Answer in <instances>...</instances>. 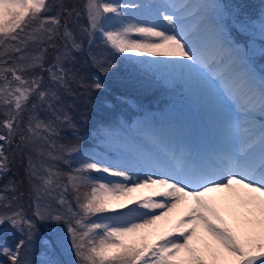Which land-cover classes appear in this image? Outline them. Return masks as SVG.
<instances>
[{"label": "snow or ice", "instance_id": "1", "mask_svg": "<svg viewBox=\"0 0 264 264\" xmlns=\"http://www.w3.org/2000/svg\"><path fill=\"white\" fill-rule=\"evenodd\" d=\"M173 7L166 2L138 5L85 0L83 12L88 27L83 32L89 38L99 32L106 45L118 54L147 53L174 58V68L187 69L205 84L215 83L227 99L236 101L243 96L253 107L258 102L264 111V85L257 99L246 76L229 74L216 56L206 55L204 45L186 32L183 18L167 11ZM141 8L155 10L163 23L120 20L116 27L107 26L110 15L119 19L124 16L123 10ZM73 15L80 17L81 11L66 0H0V109L4 116L0 120V129L4 130L0 179L10 171V164L19 153L21 161H27L24 171L35 217V221L28 218L19 205L13 207V202L24 196L23 192L17 195L21 182L9 181L4 185L0 190V227L7 224L22 238L14 248L0 244V254L7 256L11 264H27L21 253L36 238L39 221L65 225L75 264H264V135L258 152L249 148L210 166L173 157L170 163L161 164L166 170L157 178L148 175L135 182L127 168L92 158L66 174L47 163L63 159L53 151L56 145L51 137L58 135L55 122H67L74 127L64 111L65 97L75 92L72 85L94 90L105 87L98 75L90 84H84V78L66 66L74 65L73 50H82L68 27ZM226 43L217 26L216 47L223 51ZM93 62L105 75L112 67L107 58L93 57ZM44 73L50 84H45ZM30 100L32 110L27 108ZM38 103L52 111L54 121L37 119L34 111ZM41 141L47 142V148ZM60 151L72 154L78 149L60 145ZM93 171L118 177L122 182L93 178L89 175ZM64 175L67 183L61 182ZM139 188L153 189L159 199L146 196L130 201L133 207L120 201V197ZM9 191L10 197L4 195ZM69 191L77 210L66 199ZM50 197L64 211L54 209L51 203H42ZM237 205L242 212H237ZM181 207L183 210L172 227L158 241L148 242L143 230ZM119 209L126 212L114 217L112 223L92 221L93 217ZM226 215L236 221L235 227ZM44 244L46 250L55 254L61 244L59 231H54ZM42 264L61 261L47 259Z\"/></svg>", "mask_w": 264, "mask_h": 264}, {"label": "rangeland", "instance_id": "2", "mask_svg": "<svg viewBox=\"0 0 264 264\" xmlns=\"http://www.w3.org/2000/svg\"><path fill=\"white\" fill-rule=\"evenodd\" d=\"M197 1L199 0H187L188 4L190 3V5L192 6H195V4H197ZM202 1H205L206 4L200 6V8L205 11H209L213 6H216L214 5L212 0ZM227 1L231 5H235L237 8L242 4V1L239 4H237L234 0ZM254 1H256L257 4L259 3L258 0ZM49 2L51 3L53 2V0H50ZM66 2L74 5L78 10L81 11L80 17H76L75 15H73L72 21L68 25V27L73 32L76 42L82 45L81 51L73 50L72 52V55L75 57L74 65L72 64L71 66H66L73 68L74 71L78 73H82L81 77L84 78V84L88 83V70H90L92 74V76H90V79L98 75L100 81L104 85L106 83L108 85V89L105 85L102 90L92 89L90 91L92 101V104H90V106H93V110L108 117L109 120L111 116L114 118L115 113L113 114V111L117 113L119 111H125L128 112L130 116L132 114V116L136 117V115L138 116V112L141 108L151 106L145 105L143 103L137 105L133 103V101H130V99L128 102L127 99L122 95L123 93L116 90L114 84L118 87L120 86L123 89L129 90L131 98H136L147 102L151 101V99L153 98L156 99V102L158 100H164L165 98L174 97V95H176L180 99L178 94H181V98L187 103L195 104L201 107L209 106L214 108L213 112L211 109H209V111L212 112V123L215 128H217L221 132V134L226 137L227 140L230 139L231 143H235L238 140L242 142L245 135L240 132L241 129L239 131V138L237 137L232 139V135L236 134V131L233 129L234 124H232L230 113H225V109H219L224 106V104L223 102H221L223 98L216 91L217 85L215 83H207L212 88L211 90L213 92H210L205 87V85L207 84L203 83L196 76L188 77L184 72L178 70L177 68H174L171 63L174 58L161 56L152 57L147 53L140 55H137L135 53H115L113 50H111L110 47L106 45L102 35L99 32L94 33L91 38H89L87 34L83 32V29L88 27L87 16L83 12V5L85 3V0H66ZM207 15L211 16L213 21L222 19L221 13L218 15L207 13ZM260 18H262L263 22H258L256 24L262 28L264 26V11L262 12ZM236 24L237 27L242 28L243 24ZM107 26L110 27L108 24ZM263 30L261 32L262 34L264 33ZM89 39L92 40L91 44H89ZM227 41H229V39H227ZM93 57H96L97 59L107 58L111 62L112 67L110 68L107 75L99 72V69L93 62ZM241 58L244 60V56H242ZM260 69H264L263 63ZM249 71L252 72L251 69H249ZM43 75L45 79L47 78V81L45 80V84H50L51 81L48 79L47 73H44ZM177 85L179 86V89L176 93ZM73 87L80 88L81 86L76 84ZM80 94L83 96H87L88 89L82 91ZM81 99L88 103V99L82 97ZM224 99H226V101L229 100L226 97ZM32 100H35V97H33ZM32 100H30L27 105L28 110L32 108ZM39 105L41 108L46 109L45 105ZM86 107H88V104L86 105ZM217 109H219L221 112L214 113ZM240 115L243 114L240 113ZM161 118L157 119L156 123H154V119L150 117L145 119V121L140 120L138 121V123H136V127H138L137 129L134 128V130L130 131L124 130V132L122 131V129L115 130L116 128L113 124L111 125V127L102 126L100 131L92 137V141L95 143L100 142L101 144L106 146L105 150H107V152L109 151L113 153V155L101 151L91 158L93 160H98L106 165L110 164L117 167L127 168L130 171V174H132L133 182H135L136 180L146 179L148 175H151L153 179L157 178L156 173H160L162 171H158L157 169L153 168V166L146 158H144V156L142 157L143 159L141 161L137 154H141L142 152L140 151L142 150L146 151L147 149H149L156 156V158L160 160L162 159L161 155L165 156L160 148L161 144L158 143V140H151L150 138L146 137L147 133L157 134V128L160 129L161 132L165 131V133L167 134V126L163 125ZM3 119V109H0V120ZM240 121L245 122L246 124L244 117H240ZM169 125H171V123H169ZM253 127H248L246 130L248 132H251ZM174 128L176 131H180L179 123H176L174 125ZM172 130L174 131L173 127ZM3 135L4 130L0 129L1 142L3 141ZM181 137L182 142L181 144L177 145L178 149L185 148L184 135L182 134ZM161 143L164 144L163 141H161ZM194 143H196L195 140ZM12 147L14 148L15 144H13ZM208 149H210V147L204 149V152H206ZM82 150L84 152H81V157L84 156L85 159L88 157V155L85 156L86 152L84 148ZM188 152L189 147L186 150V153ZM8 154L11 156V148L8 149ZM17 155V157H19V153H17ZM139 167L140 170H138ZM148 168L152 170L151 173L147 171ZM97 174H100L102 176H109L108 174L101 172H97ZM114 182L119 181L116 180ZM0 186H2V184H0ZM146 196H151L154 200L159 199V197L154 195L153 189L139 188L129 193L126 197H120V201L127 204L128 207H133L134 204L130 201H139ZM182 210L183 207L178 210H174L173 212L169 213L168 216L158 221L156 225L152 226L149 229L143 230V233L148 237V242L158 241L159 238L162 237L172 227L173 223L179 218L180 212ZM236 210L237 212L243 211V209L239 208L238 205L236 206ZM141 211L146 210L141 209ZM121 212H126V209H119L115 212L100 214L96 217H93L92 221L112 223L114 222L113 218L119 215ZM226 218L230 225H232L233 227L236 226V221H234L230 216L226 215Z\"/></svg>", "mask_w": 264, "mask_h": 264}, {"label": "trees", "instance_id": "3", "mask_svg": "<svg viewBox=\"0 0 264 264\" xmlns=\"http://www.w3.org/2000/svg\"><path fill=\"white\" fill-rule=\"evenodd\" d=\"M239 2L238 0H236ZM249 0H244V2ZM242 11H246L248 9V6L241 7ZM63 21V20H62ZM61 21V22H62ZM72 64H68V66H71ZM82 73H79V76L81 77ZM90 76H92L91 71L88 70V83L90 84L92 82V79H90ZM47 81V78L45 79ZM76 84H73L75 86ZM106 88L108 89L107 83L105 84ZM115 88L117 91H120L123 93L122 95L127 99V101H133L135 104L143 103L145 105H151L150 107H153L152 105H160L163 101H169L170 100L165 98L164 100H158L155 102V98L151 99V101H143L136 98H131V94L129 90L123 89L120 86L118 87L115 85ZM74 88V87H73ZM75 92L71 96L65 97V107L64 111L67 113V115L71 119V124L73 126H69L67 122L61 123L60 121L55 122V127L57 128L58 135H55L51 137V140L55 143L56 148L53 149L54 154L62 155L63 159L60 160H48L47 163L54 166V170L59 171L61 173H69L76 167H78L85 159L90 158L89 155L93 154L95 151L96 143L92 141V137L96 135L102 126L105 127H111L113 124V117L108 120V117L104 116L103 114L97 113L95 110H93V106L91 101V88L86 87H75ZM88 89V95L83 96L80 93L84 90ZM79 95V96H78ZM85 98L88 99V103H86L84 100L81 99ZM153 100V101H152ZM71 103H70V102ZM160 103V104H158ZM88 104V107L86 105ZM46 106V105H45ZM32 110V108L30 109ZM116 114L115 111H113V114ZM34 115L39 120H43L45 122L48 121H54L55 117L52 114V111L48 110L47 106L46 109H43L40 107L39 104H37V107L34 111ZM28 117V111L25 113V119ZM24 126L23 124L21 125ZM88 137V140H87ZM18 139V138H17ZM41 143L44 144V147L47 148V142L41 141ZM60 145L65 146H74L78 149V151L67 154L62 153L60 151ZM85 149V152L87 154L88 152V158L84 159V156L81 157V152H84L82 149ZM85 154V156H86ZM95 154V153H94ZM16 155L14 161L12 164H10V171L7 172V174L0 179V190L3 189L4 185H6L9 181L17 182L20 181L21 183L17 185V195L19 192H23L24 196L18 199L17 201L13 202V207H16L19 205L23 208L25 214L27 217H30V219L35 221V217L33 216L34 212V205L32 204L31 197L28 195V177L24 171L27 161H21L20 156L17 157ZM43 159V157L39 158ZM67 161V163L65 162ZM89 175L93 178H96L98 176L97 172L93 171L89 173ZM62 183H67V177L66 175L61 177ZM4 195L11 196L12 193L9 191L7 193H4ZM56 195V194H54ZM66 199L70 202L74 210L76 209V202L72 197L71 191H69L66 195ZM42 203H51L52 207L54 209H59L60 211H64L63 208L56 202L53 198H49L46 201H42ZM38 233L36 238L32 243L29 244V246L22 251L21 257L22 260L27 261V264H42L43 261L47 259H55L58 261H61V264H75V256L72 253L70 241L67 236L66 227L61 222L60 224L55 223H41L39 221H36ZM59 231V234L61 236V244L58 250L53 254L50 250H46L44 241L47 240L52 236V233L54 231ZM22 238L20 236V233H18L15 229L11 228L9 225H4L0 227V244H5L9 247L14 248L15 243ZM0 263L1 264H11V261L8 260L7 256L0 254Z\"/></svg>", "mask_w": 264, "mask_h": 264}, {"label": "bare ground", "instance_id": "4", "mask_svg": "<svg viewBox=\"0 0 264 264\" xmlns=\"http://www.w3.org/2000/svg\"><path fill=\"white\" fill-rule=\"evenodd\" d=\"M108 2L117 3V4H126L134 3L138 5L149 4V3H161L159 0H108ZM169 4L174 5L175 7L171 8L175 10L176 14H181L186 32L193 38H196L201 44L205 47V53L208 56H216L220 65L226 68L227 72L233 76L243 75L246 76L252 83L253 91L256 98L258 99L261 87L255 81L253 74L248 72L246 69L247 64L242 62L241 58V49L235 44H225V49L223 51L219 50L216 47V38H217V26L220 25L218 20L213 21L209 17L206 11L188 4L187 0H169ZM124 11V16L121 18L109 17L108 25L110 27H116L119 24V21L123 22H134V23H163L162 18H159L156 15L155 10H146V9H126ZM211 36L209 40H206V37ZM239 51V55H235V51ZM178 70L187 74L188 77L195 76L190 74L187 69L181 70L177 67ZM207 90L212 91L211 87L207 84L205 85ZM220 89V88H219ZM246 98V97H244Z\"/></svg>", "mask_w": 264, "mask_h": 264}]
</instances>
